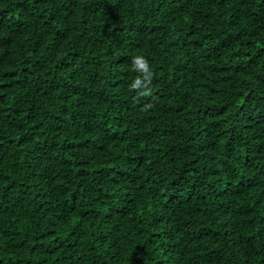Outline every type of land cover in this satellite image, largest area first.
Here are the masks:
<instances>
[{
	"label": "trees",
	"instance_id": "16d2710c",
	"mask_svg": "<svg viewBox=\"0 0 264 264\" xmlns=\"http://www.w3.org/2000/svg\"><path fill=\"white\" fill-rule=\"evenodd\" d=\"M0 264H264V0H0Z\"/></svg>",
	"mask_w": 264,
	"mask_h": 264
},
{
	"label": "clouds",
	"instance_id": "9594fccd",
	"mask_svg": "<svg viewBox=\"0 0 264 264\" xmlns=\"http://www.w3.org/2000/svg\"><path fill=\"white\" fill-rule=\"evenodd\" d=\"M131 64L133 70L139 73L129 85V89L136 92L134 99L139 100L151 96L154 72L150 67L148 60L142 55H137L132 58ZM145 107L149 108L151 105H145Z\"/></svg>",
	"mask_w": 264,
	"mask_h": 264
}]
</instances>
